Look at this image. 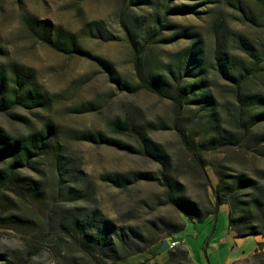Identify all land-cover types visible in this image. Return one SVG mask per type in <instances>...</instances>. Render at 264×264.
<instances>
[{
	"label": "rangeland",
	"instance_id": "obj_1",
	"mask_svg": "<svg viewBox=\"0 0 264 264\" xmlns=\"http://www.w3.org/2000/svg\"><path fill=\"white\" fill-rule=\"evenodd\" d=\"M164 2L0 0V75H11L16 64L50 99L0 106V147L25 143L41 129L49 134L40 152L27 154L22 143L0 151V264H264V120L254 118L264 110V61L242 86V104L215 59L218 50L252 61L235 34L264 59V8L255 0H172L199 6L194 14H169L160 33L155 16ZM95 22L105 36L84 31ZM179 26L191 36L163 42ZM69 34L133 90L121 88L97 59L56 50L42 38L66 45ZM188 48L199 61L182 67ZM137 63L156 88L184 100L180 126L194 143L213 146L203 153L205 168L175 129L173 100L138 88ZM87 104L90 110L75 112ZM117 118L132 129L115 130ZM87 131L133 149L81 140ZM116 173L129 180H106ZM218 183L230 201L215 210ZM99 228L108 229L107 240L97 239ZM166 239L181 243L161 252Z\"/></svg>",
	"mask_w": 264,
	"mask_h": 264
},
{
	"label": "trees",
	"instance_id": "obj_2",
	"mask_svg": "<svg viewBox=\"0 0 264 264\" xmlns=\"http://www.w3.org/2000/svg\"><path fill=\"white\" fill-rule=\"evenodd\" d=\"M127 2H131L132 0H126ZM257 4L261 7L264 8V0H255ZM172 0H165L163 3L164 5L162 6L161 12L155 16V26L156 28L159 29L160 33L161 30L163 29L164 23L167 20V16L169 14H194L197 11V7L199 6V3L195 4H189V3H179L175 5H171ZM239 8L243 10L244 15L246 14V11L244 10V6L242 2H239ZM245 18H248V16L245 15ZM263 20H264V14H263ZM264 24V21H263ZM264 26V25H263ZM179 31L177 33H174L171 35L166 41L163 42H173L179 37H190L191 33L189 32V27H183L179 26L178 27ZM84 31H86L88 34H90L93 37H103L104 35V29L102 26L99 25V23H90L87 24L84 28ZM62 33V32H61ZM67 39V44L62 45L59 39L52 40L50 39L49 36L42 37L44 42L50 44L53 48L56 50L65 52L67 54H78L81 56H87L90 58L97 59L101 65L105 66L109 71L111 72L113 78L116 80L121 85V88L132 91V87L128 85L127 83H121L120 79L117 77H114L115 69L112 65H109L106 61L102 60L100 57H93L89 51L85 50L82 46H80L76 39L75 35L69 34L65 36ZM131 43L133 46H136L138 44V41L130 36ZM235 39L238 42L240 48L244 50L251 58L252 61L250 63H244L242 62L241 59L237 57H233V60H230L228 58V54L224 53L223 51H218L216 50L215 52V59H216V64L218 71L227 79H230L234 84H235V90L237 97L242 101L243 103V98H242V86L244 85L245 81L249 78V76L253 73L256 72L257 69L261 66L262 62L264 59H260L257 52L259 50L243 35L241 34H235ZM1 52V49H0ZM185 59L183 60L181 66L184 67V62L187 64L193 61H199V57L197 56V53H195L193 57V52L192 50L185 49ZM189 52V53H188ZM260 53L264 54V41L261 44V49ZM263 57V56H262ZM235 61L239 62V66ZM238 66V67H237ZM181 67V68H182ZM173 67L169 65L168 70L170 72H176L175 70L172 69ZM180 68V69H181ZM188 68V66L186 67ZM239 68V69H238ZM11 75H8V72H3L0 75V106H8V102L13 100V102H17L18 100L22 101H32V102H41L42 104L49 102V97L46 95H43L40 93V91L34 87L35 85V80L34 76L31 73L26 72L23 68L17 66L16 64H11L10 67ZM137 74L140 80V83L138 85V88H145L149 91L155 92L160 94L161 96L170 98L173 100L174 104L176 105L178 109V116H177V122L175 123V129L181 134L184 144L188 151L192 154L194 159L197 161V163L205 168L207 165L206 160L204 159L203 153L211 148H213L212 145H206V144H196L193 141H191L187 135L184 129L180 126V123L178 121L180 112L182 108L184 107L185 103L184 100L176 93H170V92H164L161 91L160 89L156 88L155 85V80L156 78H153L145 74L144 71H142L141 66L139 63H137ZM9 80L12 81L11 87H9ZM9 100V101H8ZM91 104L87 105H82L80 107H77L75 109V112H84L86 110L90 109H85L88 108V106ZM255 121H263L264 120V110L260 111L255 115ZM52 124H47V128L52 129ZM112 127L119 131V132H128L131 130V125L129 122L125 119L122 118H117L112 122ZM2 135L0 134V138ZM80 139L90 142V143H95V144H105L108 146H114L120 149H129L132 150L133 146L116 138L113 136H109L108 134L102 132V131H96V132H83L80 135ZM3 140V141H2ZM0 141V144L5 143V140L2 139ZM49 140V134L48 130H38L34 133L29 134L25 138V143H23L21 140H16L13 145H4L0 147V151H6L7 148H15L19 143L23 144V149L24 151L28 153H33V152H40L43 148L47 146V142ZM136 175H143V176H150L149 173H141L137 172L135 173ZM106 180L117 183V184H123V182H126L129 180V176L123 175V174H113V175H108L105 177ZM147 178V177H145ZM213 191L215 195V210H218V208L223 205L229 203V198L226 197V195L223 192V185L222 183H218L217 185H213ZM229 224L230 226L234 225V218L232 214H229ZM249 234H254L249 233ZM97 239L100 241L107 240L110 236V233L107 228H99L98 233H97ZM174 240V239H173Z\"/></svg>",
	"mask_w": 264,
	"mask_h": 264
},
{
	"label": "water",
	"instance_id": "obj_3",
	"mask_svg": "<svg viewBox=\"0 0 264 264\" xmlns=\"http://www.w3.org/2000/svg\"><path fill=\"white\" fill-rule=\"evenodd\" d=\"M245 238H246V236L237 237V242H238V243H242L243 240H244ZM255 238H256L257 241H261V240L263 239V237H262V235H261L260 233H257V234L255 235ZM169 249H170V242H169L168 239H166V240H164V241L162 242V244H161V246H160V251H161V252H165V251H167V250H169Z\"/></svg>",
	"mask_w": 264,
	"mask_h": 264
},
{
	"label": "built area",
	"instance_id": "obj_4",
	"mask_svg": "<svg viewBox=\"0 0 264 264\" xmlns=\"http://www.w3.org/2000/svg\"><path fill=\"white\" fill-rule=\"evenodd\" d=\"M170 242V249H171V244H174V243H181V242H179V240H170L169 241Z\"/></svg>",
	"mask_w": 264,
	"mask_h": 264
},
{
	"label": "bare ground",
	"instance_id": "obj_5",
	"mask_svg": "<svg viewBox=\"0 0 264 264\" xmlns=\"http://www.w3.org/2000/svg\"><path fill=\"white\" fill-rule=\"evenodd\" d=\"M174 244H180V243H174ZM171 245H173V244H171Z\"/></svg>",
	"mask_w": 264,
	"mask_h": 264
},
{
	"label": "crops",
	"instance_id": "obj_6",
	"mask_svg": "<svg viewBox=\"0 0 264 264\" xmlns=\"http://www.w3.org/2000/svg\"><path fill=\"white\" fill-rule=\"evenodd\" d=\"M223 208V207H222Z\"/></svg>",
	"mask_w": 264,
	"mask_h": 264
}]
</instances>
